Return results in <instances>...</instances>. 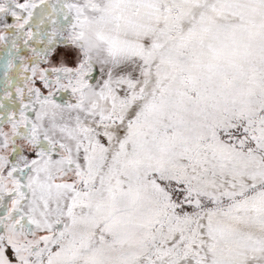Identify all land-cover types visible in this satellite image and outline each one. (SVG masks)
Instances as JSON below:
<instances>
[{"label": "snow or ice", "instance_id": "6c2138e0", "mask_svg": "<svg viewBox=\"0 0 264 264\" xmlns=\"http://www.w3.org/2000/svg\"><path fill=\"white\" fill-rule=\"evenodd\" d=\"M0 264H264V0H0Z\"/></svg>", "mask_w": 264, "mask_h": 264}]
</instances>
